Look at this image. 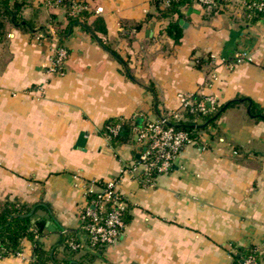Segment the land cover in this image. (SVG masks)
Instances as JSON below:
<instances>
[{
  "label": "crops",
  "instance_id": "0c3cea01",
  "mask_svg": "<svg viewBox=\"0 0 264 264\" xmlns=\"http://www.w3.org/2000/svg\"><path fill=\"white\" fill-rule=\"evenodd\" d=\"M83 1L92 11L88 23L100 17L104 29L92 33L73 23L55 71L56 40L3 19L0 203L24 202L32 205V220H49L37 238L62 261L71 255L59 238L78 228L88 189L119 175L127 199L121 234L72 258L83 264H240L253 253L256 264H264V119L249 112L252 100L264 113V16H247L238 0H224L216 11L194 1L181 9L176 41L165 28L177 15H159L155 0ZM42 2L30 0L22 14L55 36L49 15H58L63 27L64 10ZM183 92L212 94L224 104L243 98L225 107L153 184L121 171L140 146L134 134L113 145L105 122L160 118ZM21 250L0 264H32L30 239H22Z\"/></svg>",
  "mask_w": 264,
  "mask_h": 264
},
{
  "label": "trees",
  "instance_id": "16d2710c",
  "mask_svg": "<svg viewBox=\"0 0 264 264\" xmlns=\"http://www.w3.org/2000/svg\"><path fill=\"white\" fill-rule=\"evenodd\" d=\"M48 1V2H47ZM43 0L40 4L46 5H58L64 10V15L67 19V24L60 27V21L58 15L51 13L49 15V22L54 27V34L49 31L47 25H38L29 19L24 18L22 14L23 8L30 2V0H0V38L3 34V19L11 21L15 25L22 27L28 31L36 30L40 31L43 37L50 40L55 39L57 47H63V40L67 36V32L73 23L79 22L83 29L88 32H94L96 30H103V19L98 17L92 23H88V17L92 11L87 9V4L83 0ZM195 0H170L167 5H162L161 0H155L157 10L161 16H171L175 14L177 17L171 19L167 24L165 31L168 35L172 36L176 41L181 35L180 18L183 15L182 7L190 6ZM75 2L77 7H73L72 3ZM224 0H215V5L207 8L209 11H216ZM244 13L245 9H244ZM262 14L255 13L251 16L258 17ZM138 25H135L137 28ZM65 47V46H64ZM203 95L194 93V102L202 98ZM243 97L230 100L227 103H219L215 109L208 110L203 113L199 110H189L188 108L182 112L180 119L170 118L169 125H172L175 129L185 130L192 138L198 140L200 133L207 129L209 126H213L216 123L217 118L223 112L225 107L238 103ZM250 101L249 99H247ZM208 106V105H207ZM249 112L256 118L264 119V113L260 106L251 100ZM144 122V121H143ZM143 122L131 120L128 118H110L105 122L104 130L107 131V126L119 124V130L116 134L110 135V141L113 145L129 139L134 134V128H140ZM95 196V193H89L87 200ZM40 207L45 208L44 205ZM32 205L26 204L20 201L6 200L0 203V256L4 257L9 254L15 253L21 249V241L23 238H28L32 242V264H45L46 261H53L55 264H83L79 260L72 258L75 251L84 247L89 249H95L104 245L92 244L89 240V234L86 230L76 228L75 230H69L61 234L59 243L63 246L66 253L71 255L64 260H57L51 253L50 249H44L42 244L36 237L46 228V221L43 218L33 219L34 211L30 213ZM126 211V210H125ZM125 211L123 213L124 223L126 221ZM71 242L79 243V246L73 248Z\"/></svg>",
  "mask_w": 264,
  "mask_h": 264
},
{
  "label": "built area",
  "instance_id": "2783aa9c",
  "mask_svg": "<svg viewBox=\"0 0 264 264\" xmlns=\"http://www.w3.org/2000/svg\"><path fill=\"white\" fill-rule=\"evenodd\" d=\"M195 1L206 8L215 5V0ZM238 1L243 11L245 9L247 16L255 13H260L264 16V0ZM169 2L170 0H161L162 5H167ZM72 6L75 8L77 4L73 2ZM101 10V6L96 7L97 12ZM66 53L67 50L64 47H54L50 64L51 70L55 71L60 67ZM241 57L240 55L238 59ZM193 95V93H179L177 95V107L169 109L160 118L144 121L140 128H134L135 140L140 146L138 157L130 164L124 166L121 171H129L142 182L153 184L156 176L171 170L181 150L197 140L192 138L185 130L175 129L172 125H169L168 121H170V118L180 119L182 112L187 108L191 111L199 110L205 113L208 110L215 109L220 103L218 98L212 94L203 95L202 98L194 102ZM119 126V124L107 126L106 135L110 137L111 134H116ZM119 180V175L114 176L102 182L97 191H93L91 188L88 189V193H95V196L88 199L82 207L78 228L88 232L89 240L92 244H110L118 238L124 228L123 213L127 208V199L118 189ZM71 246L76 248L79 243L71 242ZM12 254L21 255L22 250L19 249ZM240 264H256L254 254H247L243 257Z\"/></svg>",
  "mask_w": 264,
  "mask_h": 264
},
{
  "label": "water",
  "instance_id": "95a60500",
  "mask_svg": "<svg viewBox=\"0 0 264 264\" xmlns=\"http://www.w3.org/2000/svg\"><path fill=\"white\" fill-rule=\"evenodd\" d=\"M46 217H48V216H46ZM46 222H47V224H49V220H47ZM50 227L52 228V226H50Z\"/></svg>",
  "mask_w": 264,
  "mask_h": 264
}]
</instances>
